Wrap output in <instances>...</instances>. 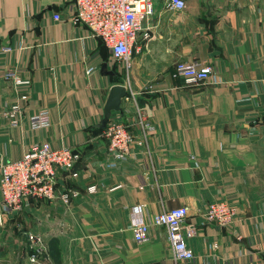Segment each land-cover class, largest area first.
Returning a JSON list of instances; mask_svg holds the SVG:
<instances>
[{"label": "crops", "instance_id": "0c3cea01", "mask_svg": "<svg viewBox=\"0 0 264 264\" xmlns=\"http://www.w3.org/2000/svg\"><path fill=\"white\" fill-rule=\"evenodd\" d=\"M184 1L182 10L153 2L142 23L149 37H138L125 69L73 21V0H0V162L48 141L77 154L78 171L58 174V191L78 192L68 203L29 199L1 212L0 264H173L164 226L133 238L130 218L142 202L148 215L187 207L194 256L180 264H264V0ZM190 60L212 66L207 80L173 75L176 62ZM103 63L115 76L101 72ZM7 70L29 85H13ZM115 83L136 93L154 124L150 156L113 160L96 131ZM22 92L28 98L12 127L5 112ZM44 108L51 125L30 130L29 117ZM131 116L126 100L111 114ZM217 199L234 206L230 224L206 217ZM36 236L42 253L32 261Z\"/></svg>", "mask_w": 264, "mask_h": 264}, {"label": "built area", "instance_id": "2783aa9c", "mask_svg": "<svg viewBox=\"0 0 264 264\" xmlns=\"http://www.w3.org/2000/svg\"><path fill=\"white\" fill-rule=\"evenodd\" d=\"M155 0H73V21L85 25L91 36L100 39L108 49L113 61L125 69L131 65V52L138 37H149L143 32V21L153 13ZM171 10H182L184 0H160ZM59 19V14L53 15ZM2 49L10 52L12 47ZM88 69L87 72H90ZM213 68L203 61H178L174 65L173 75L181 77L188 84H197L208 79ZM5 79L13 85H29L15 70H7ZM126 86V85H125ZM127 88L126 100L132 108L131 119L127 122L109 118L100 136L107 142V151L113 160L124 159L129 155L152 154L149 139L155 127L144 107L137 100L136 93ZM28 98L27 93H19L5 112L12 127L20 125L22 119L21 103ZM122 104V102H121ZM121 109V107H120ZM119 111V110H118ZM51 116L47 109H39L28 119V128L39 131L49 128ZM138 152V153H137ZM77 154L68 146L53 147L48 141L37 142L29 147L18 158L0 162V219L1 212H13L22 207L29 199H56L68 203L78 192L71 188L58 191L57 178L60 172L64 177H75L78 171L74 168ZM95 184L87 186L92 191ZM146 203L142 202L133 208L130 226L136 241L147 239L151 225L164 226L172 250L173 264H180L194 256L193 249L187 243V236L194 233L193 226L184 227L187 213L185 205L162 209L153 214H146ZM206 217L223 226L235 219V208L227 199H217L206 206ZM34 251L30 260L35 261L42 253L40 236L34 238Z\"/></svg>", "mask_w": 264, "mask_h": 264}, {"label": "water", "instance_id": "95a60500", "mask_svg": "<svg viewBox=\"0 0 264 264\" xmlns=\"http://www.w3.org/2000/svg\"><path fill=\"white\" fill-rule=\"evenodd\" d=\"M101 72L104 74H112L115 76V72L107 69L106 63L102 64ZM127 94V88L124 84L115 83L108 91L105 103L103 105V117L98 124V127L105 128L112 111H118L121 107L123 97Z\"/></svg>", "mask_w": 264, "mask_h": 264}, {"label": "trees", "instance_id": "16d2710c", "mask_svg": "<svg viewBox=\"0 0 264 264\" xmlns=\"http://www.w3.org/2000/svg\"><path fill=\"white\" fill-rule=\"evenodd\" d=\"M102 130H103V128H100V127H97V128H96V131H97V132H101Z\"/></svg>", "mask_w": 264, "mask_h": 264}]
</instances>
